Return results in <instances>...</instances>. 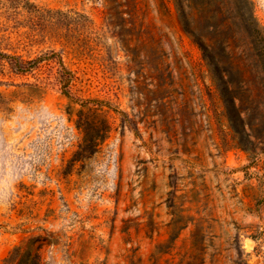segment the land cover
<instances>
[{
  "label": "rangeland",
  "instance_id": "1",
  "mask_svg": "<svg viewBox=\"0 0 264 264\" xmlns=\"http://www.w3.org/2000/svg\"><path fill=\"white\" fill-rule=\"evenodd\" d=\"M192 1L233 108L173 0H0V264H178L195 224L206 263L264 264V40Z\"/></svg>",
  "mask_w": 264,
  "mask_h": 264
},
{
  "label": "trees",
  "instance_id": "2",
  "mask_svg": "<svg viewBox=\"0 0 264 264\" xmlns=\"http://www.w3.org/2000/svg\"><path fill=\"white\" fill-rule=\"evenodd\" d=\"M178 20L183 28V30L192 38L193 42L196 44L198 49L201 51L203 59L206 61L207 65L211 69V76L214 81L215 86L218 88L219 94L225 104H227V107L233 108V99L229 96V90L228 86L226 84V81L224 80V73L220 69L218 65V58L215 56V53L213 52L214 47H212V38L213 36H203L198 31H196V22L194 19L195 12L197 9L193 5L192 0H173ZM237 3V9L239 16H230L231 18L239 19L241 22H243L244 27L246 31L254 36L255 43L258 42L257 36L260 33V36H258L260 39L263 38L264 35L261 31V28L259 24L257 23L255 17L253 16V12L250 9L251 2L250 0H235ZM262 32V33H261ZM220 52H225V49L228 47L225 40H220ZM259 50H264V43L260 44ZM2 57L10 58L11 61V67L14 68L16 71L24 72L30 69L31 64L36 62V60L32 61H25L17 56H8L6 54H1ZM58 63L62 65L61 60H58ZM242 88L244 89V85H242ZM64 94L68 96V91L64 90ZM185 215H179L177 219H174L173 222L169 224V233L170 236L175 237V233H173L175 230H181L184 228L188 220H185ZM202 232V229L198 227V224H195V228L191 234V240L189 243L188 248L182 253V257L179 260L178 264H225L226 262L233 264H240L238 262H233L228 259V261L222 262L221 258L218 257V251L217 253H213L211 258L206 260L203 258L204 255V246L202 245V242L197 239L198 235ZM177 236V235H176ZM34 241H29L25 244V248L22 246H16L11 251L9 258L10 263L12 264H44L41 259L40 255V248L41 245H37L33 248ZM241 264H246L245 262L241 261Z\"/></svg>",
  "mask_w": 264,
  "mask_h": 264
}]
</instances>
